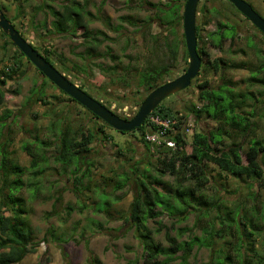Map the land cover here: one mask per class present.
<instances>
[{"label": "trees", "instance_id": "trees-1", "mask_svg": "<svg viewBox=\"0 0 264 264\" xmlns=\"http://www.w3.org/2000/svg\"><path fill=\"white\" fill-rule=\"evenodd\" d=\"M224 1L235 12L240 13L229 1ZM144 2L152 6L154 15L144 18L140 25L127 19V23L134 26L132 30L139 31L144 35L151 23H155L159 29L164 30L169 23L176 20L182 21L185 0H165L157 3L144 0ZM43 7H46L47 12L52 16L51 32L69 38L80 37V44L84 47L83 51L79 53L80 57L92 62L100 58L109 59L113 62L111 65H103L102 62L95 64L103 73L114 74L116 78H110L111 81L121 79L127 82L129 64L124 65L119 56L112 53L111 46L105 43L107 40H112L106 32L89 26L92 19L99 18L104 22L105 27L108 26L109 29L118 32V36H121L127 30L123 23L110 26L100 15H93L88 11L85 2L82 3L78 0H63L57 8L49 4H45ZM212 9L216 14L221 12L215 7ZM205 11L208 12L209 9ZM244 18L248 20L246 17ZM252 26L264 37L262 32L254 25ZM203 28L201 25H195L196 41L204 42V45L207 44L217 50H223L226 40L234 41L238 38V24L229 21V19L218 20L215 28L206 31L204 35L202 34ZM20 34L22 35V33ZM153 38L156 39L155 36ZM1 39L3 42L0 45V63H2L0 68V105L4 102L5 97L4 84L15 78L23 63L31 64L25 55L10 42L9 37L0 30ZM129 41L130 38L126 36V46ZM244 41V44L251 48L256 55L261 51V47L253 38L246 36ZM153 43L150 50L157 54L159 52L160 58L148 61L138 71L137 78V85L141 86L146 94L166 81L171 71L176 69L181 58L186 63L188 59L183 31L178 34L175 29H169L168 33L162 37V44H158L157 40ZM102 45L103 48H101ZM181 45L183 49L180 50ZM32 46L54 67L66 68L64 67L66 59L62 53L55 52L48 47L41 49L38 46ZM196 50L201 62L202 58H206L204 65L209 67L214 74L221 76L222 69L226 65L225 59L222 57L209 59L207 50L198 44ZM179 53L180 58H178ZM127 56L130 57V55ZM22 58L25 62L22 61ZM119 64H122L121 68L124 73L115 75ZM35 70L38 79L29 89L26 101L32 97L44 96L40 100L44 102L46 86L57 87L36 67ZM246 81L248 88L254 86L260 88L258 90L260 97H257L252 89L237 88L227 81H221L214 87L209 86L207 79L199 82L196 85L197 102L192 103L188 112H184L183 116L191 114L195 121L212 120L217 124L207 130L193 132L190 141L183 138L180 133L171 135L176 142L174 149L161 146L153 147L145 142L143 139L144 125L150 114L172 119L177 117L176 114L180 110L160 102L134 129L139 135L134 137L143 143L148 155L155 158V164L140 168L137 166L138 162L133 163L129 167V175L126 174L115 181L114 189L128 186L132 191V199L127 211L120 218L128 225L132 236L139 244L142 264H188V259L193 251L202 247L209 251V264H264V202H262V207L257 209L250 207L247 201L228 202L216 190L210 193L205 191L211 183V176L207 169L208 163L214 164L224 174L239 178L244 176L253 183L260 182L264 187V138L255 135L257 119L264 118V105H261L264 101V59L249 69ZM77 85L85 90L82 84ZM58 90L67 95L62 90ZM14 92H20L19 84ZM87 93L91 95V93ZM68 99L75 101L70 96ZM257 102H259L258 107H256ZM87 111L93 118L101 121L99 133H104L102 129L104 126L113 129L95 114ZM11 116L12 112L9 110L0 114V264L19 263L35 248L36 243L33 241L32 228L24 215L26 209L20 191L25 185H33V191L36 190V183L30 182L29 179L31 177L35 179L42 175L45 169L43 166L45 161L42 162L43 165L39 163L27 143L22 146L30 156L28 173L31 176L28 177L27 182L23 178L26 168L14 164L12 167L15 168V172H12L11 167L4 164L9 152L7 150L8 138L4 136L3 129L6 126L7 118ZM122 117L128 119V117ZM174 126L177 127V124ZM58 131V135L54 137L53 161L65 167L72 166L70 170L72 190L80 203L79 207L84 208L87 206L82 202V191L86 188L84 180H89L90 177L89 168L82 169V164L84 162L87 165L91 164L87 162V158L96 133L84 126L77 130L59 127ZM117 132L131 133V131ZM231 132L234 136H238V141L233 140L227 145L225 140L231 137ZM103 136L109 138L106 133ZM41 144H45V142L40 141L38 148H41ZM186 145L190 147L189 152L184 149ZM44 159L42 158V160ZM166 175L173 176L174 183L168 181L165 178ZM94 191H97L96 200H91V202L94 204L95 210L108 212L112 202L116 199L110 198L104 188H96ZM255 194L254 191H250L248 196L252 197ZM190 213H193L195 217L192 227L193 229L194 227L198 228L200 234L191 232L183 240H176L167 227L160 222V216L163 214L182 222ZM149 221L156 222L159 226L152 228L148 224ZM118 228L107 227V230L110 232L118 230ZM157 231H163L165 243L156 239ZM58 240L63 242L67 239L58 238ZM60 247L64 258H66L67 254L64 248ZM176 260L177 262L174 263ZM90 264L103 263L94 257L90 260Z\"/></svg>", "mask_w": 264, "mask_h": 264}, {"label": "rangeland", "instance_id": "rangeland-1", "mask_svg": "<svg viewBox=\"0 0 264 264\" xmlns=\"http://www.w3.org/2000/svg\"><path fill=\"white\" fill-rule=\"evenodd\" d=\"M62 1L0 0V8L29 43L41 49L48 47L55 52L62 53L66 59L64 67L67 68H61L62 66L57 64L59 68L57 69L62 74L75 84H82L85 91L91 93L95 99L100 100L118 116L132 117L146 94L145 90L137 85L138 71L148 61L160 58L159 52L157 54L150 50L151 45H155L153 43L155 40L158 44H162V37L168 33L169 29H175V32L180 34L183 31L182 21L176 20L169 23L164 30L159 29L155 23H151L147 33L142 35L139 31L132 30L134 26L126 20H133L135 24L140 25L144 18L154 15V9L144 0H78L85 2L88 11L93 15H100L110 26L121 22L127 28L123 35L118 36V32L109 29L108 26L105 27L104 22L99 18H94L89 23L91 28L103 30L108 34L112 40H107L105 43L111 46L112 53H116L124 65L129 64L127 82L121 79L111 81L110 78H116L114 74L103 73L95 63L102 62L103 65H111L112 61L103 58L96 59L95 62L83 59L79 54L84 48L80 44V37L69 38L50 31L52 16L43 6L49 4L57 8ZM149 1L157 3L165 0ZM246 1L264 18V0ZM212 7L220 9V14H216ZM206 9L209 11H205ZM228 19L238 24L239 32L238 38L234 41H229V39L225 41L223 50H217L207 44L204 45V42L197 41L198 46H204L207 50L209 59L215 57L225 59L226 65L222 69L221 76L214 74L209 67L205 66L206 58H202L200 69L191 79L188 88L164 97L161 100L164 105L178 109L182 113L188 112L192 103L197 102L196 85L204 79H207L209 86L213 87L221 81H227L237 88L252 89L256 96L260 97L258 96L260 88L258 86L248 88L246 78L249 75V69L264 59V37L253 28L250 21L246 20L241 13L235 12L224 0L198 1L195 23L204 27L203 35L206 31L213 30L218 20ZM126 36L130 38L127 46L125 45ZM246 36L253 38L261 47L257 55L244 44ZM2 42L1 39L0 45ZM181 49H183L182 45ZM178 58H180V53ZM22 61L25 62L24 58ZM1 66L2 63H0V68ZM186 66L187 63L181 58L176 69L171 71L166 81L180 75ZM121 67L122 64H119L115 75L124 73ZM19 70L15 78L4 84L5 97L0 105V114L7 110L12 112V116L7 118L3 129L4 136L8 138L7 150L9 152L4 164L9 165L12 172H15V168L12 167L14 164L26 168L23 178L27 182L28 177L31 176L28 173L30 156L22 148L23 144L27 143L38 162L45 161L44 165L42 163L45 169L42 175L29 179L30 182L36 183V190L33 191V185H25L20 191L26 209L24 215L32 228V237L36 245L34 250L16 264H36L37 262L40 264H90V260L94 257L103 264H142L139 244L132 236L128 225L120 218L127 211L132 199V191L128 186L114 189V185L115 181L126 174L129 175V167L133 163L138 162L137 166L140 168L147 167L155 164V158L148 155L143 143L134 137L139 136L137 130L131 133H121L102 126L104 133L109 136L105 138L104 133H99L101 121L93 118L86 108L69 100L68 95L61 93L57 88L46 86L44 102L40 101L44 96L32 97L26 101L29 89L38 79V74L33 64L23 63ZM17 84H19L20 92L15 93L14 89ZM256 104L258 107L259 102ZM261 105H264V101ZM216 124L212 120H197L193 131L207 130L209 127H215ZM257 124L255 135L264 138V118L259 117ZM83 126L92 129L96 136L90 145L91 151L87 158V162L91 164L87 165L85 162L82 164V169L89 168L90 179L84 180L86 188L82 191V202L87 206L80 208V203L72 190L70 179L72 166L65 167L55 163L52 155L54 137L58 135L59 127L77 130ZM191 136L192 134H189L185 139L190 141ZM233 140L237 142L238 136H234L231 132V137L226 138L225 143L228 145ZM37 141H44L45 144H41V148H38L39 142ZM184 149L189 152V145H186ZM42 158L45 159L42 160ZM207 169L211 176V183L205 189L206 192L216 190L228 202L247 201L252 208L262 207L264 187L260 182L253 183L244 176L239 178L224 174L212 163L207 164ZM165 178L171 183L175 181L173 176L166 175ZM96 188H104L110 198L116 199L112 202L108 212L95 210L91 200H96L97 191H94ZM250 191H254L255 196H248ZM194 220L193 213H190L182 222L166 214L160 216L161 224L165 225L178 241L185 239L191 232L200 234L198 228L193 229L192 227ZM148 224L152 228L159 226L153 221H149ZM107 227L119 228L109 232ZM155 237L165 243L163 231H157ZM58 238L67 240L59 242L61 240ZM60 246L67 254L66 258ZM208 254V249L196 248L190 255L188 264H209ZM176 262L177 260L174 263Z\"/></svg>", "mask_w": 264, "mask_h": 264}, {"label": "water", "instance_id": "water-1", "mask_svg": "<svg viewBox=\"0 0 264 264\" xmlns=\"http://www.w3.org/2000/svg\"><path fill=\"white\" fill-rule=\"evenodd\" d=\"M199 0H185L182 9V29L184 44L188 55L185 70L173 79L167 80L149 91L139 103L136 113L128 118H122L107 108L100 101L89 95L85 90L72 82L45 57L35 49L14 27L0 8V30L5 33L10 42L17 47L49 81L58 89L73 98L84 108L95 114L117 131H132L161 102V100L180 90L187 88L201 65V58L196 50L195 13ZM229 1L252 25L264 34V18L246 0Z\"/></svg>", "mask_w": 264, "mask_h": 264}, {"label": "built area", "instance_id": "built-area-1", "mask_svg": "<svg viewBox=\"0 0 264 264\" xmlns=\"http://www.w3.org/2000/svg\"><path fill=\"white\" fill-rule=\"evenodd\" d=\"M176 115L177 117L169 119L150 114L144 125V141L153 147L174 149L176 142L171 135L180 133L182 137H185L192 133L194 126V118L191 114L184 117L182 112H178ZM174 124H177V127Z\"/></svg>", "mask_w": 264, "mask_h": 264}, {"label": "clouds", "instance_id": "clouds-1", "mask_svg": "<svg viewBox=\"0 0 264 264\" xmlns=\"http://www.w3.org/2000/svg\"><path fill=\"white\" fill-rule=\"evenodd\" d=\"M180 91H181V90H180ZM178 92H179V91H178ZM176 93H177V92H176ZM179 112H181V111H179ZM182 114H183V113H182ZM194 124H195V120H194ZM193 128H194V126H193ZM193 132H194V131H192V133H193ZM192 133H191V134H192ZM188 135H189V134H188ZM186 136H187V135H186ZM186 136H185V137H186ZM183 138H184V137H183Z\"/></svg>", "mask_w": 264, "mask_h": 264}, {"label": "flooded vegetation", "instance_id": "flooded-vegetation-1", "mask_svg": "<svg viewBox=\"0 0 264 264\" xmlns=\"http://www.w3.org/2000/svg\"><path fill=\"white\" fill-rule=\"evenodd\" d=\"M175 94V93H174Z\"/></svg>", "mask_w": 264, "mask_h": 264}]
</instances>
